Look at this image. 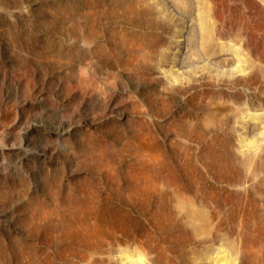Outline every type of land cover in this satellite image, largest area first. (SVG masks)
<instances>
[{
	"label": "rangeland",
	"instance_id": "obj_1",
	"mask_svg": "<svg viewBox=\"0 0 264 264\" xmlns=\"http://www.w3.org/2000/svg\"><path fill=\"white\" fill-rule=\"evenodd\" d=\"M0 264H264V0H0Z\"/></svg>",
	"mask_w": 264,
	"mask_h": 264
}]
</instances>
